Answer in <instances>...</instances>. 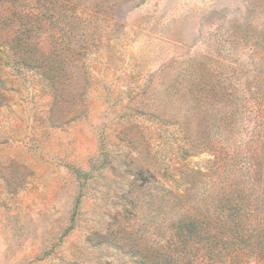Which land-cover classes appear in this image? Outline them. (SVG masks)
<instances>
[{
	"label": "rangeland",
	"instance_id": "374dc122",
	"mask_svg": "<svg viewBox=\"0 0 264 264\" xmlns=\"http://www.w3.org/2000/svg\"><path fill=\"white\" fill-rule=\"evenodd\" d=\"M0 9L19 53L0 45V264H232L214 258L218 203L264 200V172L248 179L249 159L264 171V0ZM29 34L53 87L25 69Z\"/></svg>",
	"mask_w": 264,
	"mask_h": 264
},
{
	"label": "trees",
	"instance_id": "16d2710c",
	"mask_svg": "<svg viewBox=\"0 0 264 264\" xmlns=\"http://www.w3.org/2000/svg\"><path fill=\"white\" fill-rule=\"evenodd\" d=\"M53 7V6H52ZM0 9V14L2 13ZM13 24L7 25L11 27ZM5 26L4 20L0 22V31H3ZM42 26L41 21L32 20L29 23L26 31L28 33L39 30ZM2 34V33H1ZM3 38V37H2ZM0 37V45L8 48L11 51L13 58L18 57L14 48L17 40L13 39L11 42H7L6 38ZM30 34L27 37L21 38L19 41V48H26L29 50V57L25 61V69L34 70L37 74L44 79H51V86H54L55 76V64L52 61H44L39 64V54L30 45ZM10 64V63H9ZM259 127L258 133L260 134L259 148H260V160L264 158V105L259 111L258 115ZM255 151V150H254ZM254 151H249L251 159ZM262 161V160H261ZM261 164V162L259 163ZM254 165V166H252ZM249 176L251 187L256 180L262 175L261 165L257 167L249 159ZM255 186V185H254ZM254 186L251 189H255ZM217 218L215 220V236L214 242L217 251L214 255L215 260H230L232 264H262L261 255L264 251V200L260 196L251 198V195L246 194L245 196L237 197L232 196L230 205L226 206L222 203V200L218 203ZM194 219L193 217L187 218L182 223V229L186 232L192 233L194 230ZM210 223L205 217L199 223V228L208 229Z\"/></svg>",
	"mask_w": 264,
	"mask_h": 264
}]
</instances>
